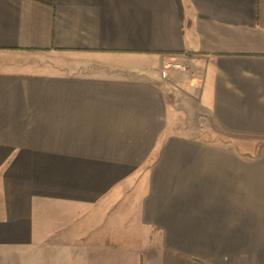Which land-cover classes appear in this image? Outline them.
<instances>
[{"label": "crops", "instance_id": "0c3cea01", "mask_svg": "<svg viewBox=\"0 0 264 264\" xmlns=\"http://www.w3.org/2000/svg\"><path fill=\"white\" fill-rule=\"evenodd\" d=\"M259 140L264 0H0V264H264Z\"/></svg>", "mask_w": 264, "mask_h": 264}, {"label": "built area", "instance_id": "2783aa9c", "mask_svg": "<svg viewBox=\"0 0 264 264\" xmlns=\"http://www.w3.org/2000/svg\"><path fill=\"white\" fill-rule=\"evenodd\" d=\"M174 70L185 71L186 66L182 63L176 62L175 60L167 59L164 61L160 69V77L162 79H165L169 75V72L174 71Z\"/></svg>", "mask_w": 264, "mask_h": 264}, {"label": "rangeland", "instance_id": "374dc122", "mask_svg": "<svg viewBox=\"0 0 264 264\" xmlns=\"http://www.w3.org/2000/svg\"><path fill=\"white\" fill-rule=\"evenodd\" d=\"M251 143L255 144V150L264 147V141H250Z\"/></svg>", "mask_w": 264, "mask_h": 264}]
</instances>
